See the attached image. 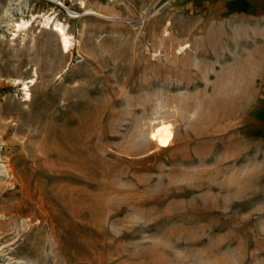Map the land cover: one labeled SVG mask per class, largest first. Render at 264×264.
<instances>
[{
	"label": "rangeland",
	"instance_id": "obj_1",
	"mask_svg": "<svg viewBox=\"0 0 264 264\" xmlns=\"http://www.w3.org/2000/svg\"><path fill=\"white\" fill-rule=\"evenodd\" d=\"M0 264H264V19L0 0Z\"/></svg>",
	"mask_w": 264,
	"mask_h": 264
},
{
	"label": "crops",
	"instance_id": "obj_2",
	"mask_svg": "<svg viewBox=\"0 0 264 264\" xmlns=\"http://www.w3.org/2000/svg\"><path fill=\"white\" fill-rule=\"evenodd\" d=\"M223 12L264 19V0H212Z\"/></svg>",
	"mask_w": 264,
	"mask_h": 264
},
{
	"label": "bare ground",
	"instance_id": "obj_3",
	"mask_svg": "<svg viewBox=\"0 0 264 264\" xmlns=\"http://www.w3.org/2000/svg\"><path fill=\"white\" fill-rule=\"evenodd\" d=\"M172 125L169 123H161L157 129H155L152 133L151 136L157 143L163 147H167L171 144L173 140V130H172Z\"/></svg>",
	"mask_w": 264,
	"mask_h": 264
}]
</instances>
